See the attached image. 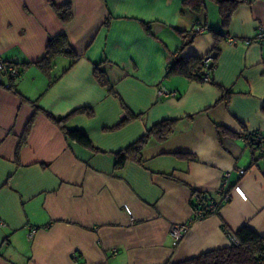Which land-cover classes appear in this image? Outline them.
<instances>
[{
	"label": "crops",
	"instance_id": "crops-1",
	"mask_svg": "<svg viewBox=\"0 0 264 264\" xmlns=\"http://www.w3.org/2000/svg\"><path fill=\"white\" fill-rule=\"evenodd\" d=\"M183 1L52 0L69 7L65 23L47 0H0V62L19 70L15 79L0 73V264H177L228 248L226 231L264 236V152L241 138L264 136V39H255L264 0H242L227 27L214 0L199 13ZM179 32L195 38L183 46ZM57 35L66 52L43 66ZM208 54V82L169 73L178 58ZM160 83L177 95L157 98ZM77 109L89 115L66 127L99 152L44 114ZM163 121H174L171 135L152 138L141 164L115 169L116 153ZM226 172L229 201L193 219L196 195L218 200ZM174 224L188 225L176 246Z\"/></svg>",
	"mask_w": 264,
	"mask_h": 264
},
{
	"label": "trees",
	"instance_id": "trees-1",
	"mask_svg": "<svg viewBox=\"0 0 264 264\" xmlns=\"http://www.w3.org/2000/svg\"><path fill=\"white\" fill-rule=\"evenodd\" d=\"M218 6L222 25L227 27L230 16L236 6L242 0H214ZM48 4L53 8L57 17L62 22H68L71 18V12L68 6L55 7L52 0H47ZM183 5L185 8H188L192 12L199 13L205 7V0H184ZM144 28L147 32L150 31L148 25H144ZM183 39V46L189 45L195 38V33H178ZM218 34L214 32L215 42H218ZM66 46V39L63 35H57L53 37L46 45L45 54L40 64L43 66L51 65L55 56L61 52H66L64 48ZM216 49V47H215ZM205 67L202 63V58L191 57L187 59L178 58L169 68L170 74H179L185 76L190 80H202L205 75ZM96 79L102 84L105 85V79L102 78L101 74L95 72ZM264 111V107H262ZM87 114V110L77 109L66 115L62 118H56L50 113L45 112V116L59 127L63 135L70 141L76 143L82 148L92 151L99 152L91 142L85 137L83 133L79 130L68 129L65 125V122L72 116L77 114ZM33 123V118L29 120L26 126L25 133L21 139L20 145L25 144L26 137L28 132L31 129ZM174 121H163L147 131V133L139 139L133 145L127 147L126 149L116 153V163L115 169H122L127 162H134L141 164L142 157L141 152L146 144L152 139L157 141L166 140L173 131ZM221 134H225L226 129H220ZM18 157V150L16 152V158ZM215 196L199 194L196 195L194 202L192 203V209H202L205 213V217L209 215L208 208L210 204L216 203ZM229 235L230 233L226 231ZM236 243L231 244L228 248L207 252L203 255H200L196 258L180 262L177 264H256V259L261 255H264V236H259L253 232L247 226L241 227L237 232L233 234Z\"/></svg>",
	"mask_w": 264,
	"mask_h": 264
},
{
	"label": "built area",
	"instance_id": "built-area-1",
	"mask_svg": "<svg viewBox=\"0 0 264 264\" xmlns=\"http://www.w3.org/2000/svg\"><path fill=\"white\" fill-rule=\"evenodd\" d=\"M205 31V28L200 26L197 28V33H202ZM255 39L262 40L264 39V33L259 29L255 34ZM202 63L205 67V75L202 80L204 82H208L210 80V72L213 69V57L208 54L202 58ZM0 73L8 79H15L19 76V70L12 66L7 65L0 62ZM157 98H165V97H175L177 95L176 92L167 90L160 83L156 92ZM242 140L254 149H258L261 152H264V136L261 135L260 132L257 131H245L241 134ZM238 175L241 177L245 174L244 170L235 169ZM230 172H226L223 175L221 186L217 191L218 201L216 203L210 204L208 208L209 215H213L217 213L218 209L225 203L229 201L230 195ZM262 176H264V168H262ZM205 218V213L202 209L193 210V219L202 220ZM188 230L187 224H174L169 227L168 235L171 239L172 246H176L179 241L183 238L185 233ZM34 230L30 231V235L34 234ZM230 243L235 244L236 240L232 234L228 235ZM256 264H264V255H261L256 259Z\"/></svg>",
	"mask_w": 264,
	"mask_h": 264
}]
</instances>
